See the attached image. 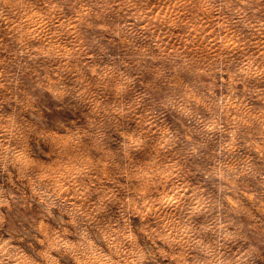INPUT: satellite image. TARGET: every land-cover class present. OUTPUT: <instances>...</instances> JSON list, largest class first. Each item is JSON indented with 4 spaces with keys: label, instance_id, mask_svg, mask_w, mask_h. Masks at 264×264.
Instances as JSON below:
<instances>
[{
    "label": "rangeland",
    "instance_id": "374dc122",
    "mask_svg": "<svg viewBox=\"0 0 264 264\" xmlns=\"http://www.w3.org/2000/svg\"><path fill=\"white\" fill-rule=\"evenodd\" d=\"M0 264H264V0H0Z\"/></svg>",
    "mask_w": 264,
    "mask_h": 264
}]
</instances>
